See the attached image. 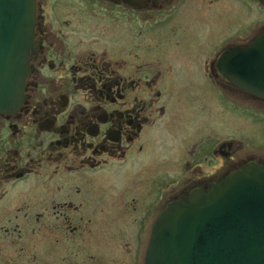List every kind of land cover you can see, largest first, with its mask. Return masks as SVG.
Masks as SVG:
<instances>
[{
    "label": "flooded vegetation",
    "instance_id": "obj_1",
    "mask_svg": "<svg viewBox=\"0 0 264 264\" xmlns=\"http://www.w3.org/2000/svg\"><path fill=\"white\" fill-rule=\"evenodd\" d=\"M231 1L254 14L220 45L197 0H34L21 98L0 112V264H106L88 249L116 209L138 227L112 263L144 264L167 204L264 166V98L221 63L264 31V3Z\"/></svg>",
    "mask_w": 264,
    "mask_h": 264
},
{
    "label": "water",
    "instance_id": "obj_2",
    "mask_svg": "<svg viewBox=\"0 0 264 264\" xmlns=\"http://www.w3.org/2000/svg\"><path fill=\"white\" fill-rule=\"evenodd\" d=\"M33 24V0H0V112L20 101ZM222 57L237 86L264 98V32ZM145 264H264V167L248 165L168 204L152 228Z\"/></svg>",
    "mask_w": 264,
    "mask_h": 264
},
{
    "label": "rangeland",
    "instance_id": "obj_3",
    "mask_svg": "<svg viewBox=\"0 0 264 264\" xmlns=\"http://www.w3.org/2000/svg\"><path fill=\"white\" fill-rule=\"evenodd\" d=\"M213 0H210V3ZM199 3L202 4V7L199 5ZM196 6H197V12L199 13L198 16L204 18L206 16H208L211 21H210V27H215L216 25V32L218 33L217 37L219 39V44L221 45L223 42H226L227 40H233V39H237V36L230 39H225V37H227V35L229 37H232V34H234L233 32L242 28L245 24H247L249 21H251V16L252 14H254V12L249 11L246 15V19L245 20H239V7L237 5V1L232 2L231 0H214V4H210L208 3V0H206V4L204 3V0H197L196 2ZM238 11V12H237ZM257 12V10H256ZM230 14H232V17H229ZM236 14V18L234 17V14ZM260 16V14L257 13L256 16ZM251 26H254L251 24ZM205 27V26H204ZM209 27V28H210ZM242 31V30H240ZM187 33H189V28L187 27ZM205 34L208 37L207 42H214L212 41V37H211V33L209 31H206ZM217 39V38H216ZM217 39V40H218ZM225 40V41H224ZM213 45V43H212ZM220 103V102H219ZM222 104V103H220ZM223 105V104H222ZM251 126L250 129L253 131H258V124H255L256 120L252 119L251 120ZM239 122H241L239 120ZM246 124L243 123L242 126L245 127ZM243 127H241V129H243ZM242 131V130H241ZM257 137V141L258 142H264V134L263 137H258L257 135L255 136ZM143 178V176H138L137 180L132 183H128L127 185V189L124 191L126 192L123 196L124 198L127 197H131L134 196L137 198V195L141 192L142 189H144V187L140 186V180ZM146 178H150L148 177V175L146 174ZM125 182H124V186H125ZM146 196V195H145ZM142 210V209H141ZM141 210H139L138 214H133L132 216H130V221L133 220L135 221L138 220L139 217H137L138 215L141 214ZM120 212L119 210H115V213L109 212L107 215V225L105 227H102L101 232H103V230H105V233L103 234V236L101 237V243L98 245L100 246V248L97 247H91L89 248V252L90 255H94L96 259L98 258H102L106 261V264H113L111 258H117L120 255V252L122 251V246L125 244V242L130 241V250L132 251L133 246H134V232L136 231L138 225L137 223L134 222H130L129 224H125L126 226L120 225L119 223H117V221H115L114 219L117 220V218L115 217L117 215V213ZM118 221H122V220H118ZM134 223V224H133ZM123 226L121 229L120 227ZM93 229V227H92ZM62 245V244H60ZM85 256V255H81ZM80 257V255H79ZM61 260V257H60ZM60 264V262H59ZM76 264H82L80 261H78Z\"/></svg>",
    "mask_w": 264,
    "mask_h": 264
}]
</instances>
